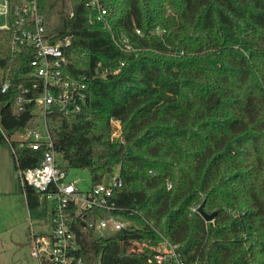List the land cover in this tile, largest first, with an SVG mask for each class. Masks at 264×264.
Instances as JSON below:
<instances>
[{
	"label": "trees",
	"instance_id": "1",
	"mask_svg": "<svg viewBox=\"0 0 264 264\" xmlns=\"http://www.w3.org/2000/svg\"><path fill=\"white\" fill-rule=\"evenodd\" d=\"M101 1L99 21L85 0L41 4L53 39L72 38L65 74L87 84L79 111L47 112L61 166L87 169L91 185L119 169L112 199L132 221L102 236L95 211L74 215L85 264H156L151 246L164 239L186 264H264V0ZM13 35L0 30V70L11 79L0 125L10 139L39 123L35 102L17 103L36 92L22 93L32 53L15 54ZM12 147L16 170L44 157ZM22 190L30 215L45 216L35 187Z\"/></svg>",
	"mask_w": 264,
	"mask_h": 264
},
{
	"label": "built area",
	"instance_id": "2",
	"mask_svg": "<svg viewBox=\"0 0 264 264\" xmlns=\"http://www.w3.org/2000/svg\"><path fill=\"white\" fill-rule=\"evenodd\" d=\"M92 8V20H104L107 9L101 0H85ZM42 0H0V30H14L12 50L15 54L23 51L32 53L29 59L30 70L24 75L32 79V84L22 89L24 95L35 91V96H19L20 107L24 102H35L39 109L37 127L17 133L12 139L29 148L44 150V157L39 165L26 169L19 168L21 185L35 187L44 205L46 215L39 218V229L31 223L32 255L40 264H85L79 254L80 244L73 229V218L80 213L96 212L95 231L102 236L122 232L132 221L116 212L114 192L122 187L123 180L119 169L104 180L81 189L76 181L69 177V172L61 166L58 152L47 125V112L57 106L66 112L79 111L86 103L87 84L66 75L67 64L65 49L71 45V36L54 40L41 10ZM140 33V30H137ZM124 48L131 45L126 41ZM11 85L8 70H0V91L6 92ZM2 102L0 101V110ZM114 126L113 136L121 135L120 122L111 117ZM0 130L12 147L10 139L2 126ZM14 152V149L12 147ZM16 155V153H15ZM99 211L102 213L100 214ZM129 229V228H128ZM135 244V245H134ZM132 250L149 246L148 243L134 242ZM152 260L156 264H186L178 245L167 239L151 246Z\"/></svg>",
	"mask_w": 264,
	"mask_h": 264
},
{
	"label": "rangeland",
	"instance_id": "3",
	"mask_svg": "<svg viewBox=\"0 0 264 264\" xmlns=\"http://www.w3.org/2000/svg\"><path fill=\"white\" fill-rule=\"evenodd\" d=\"M60 160L61 156H57ZM69 177L81 189L91 186L90 172L85 168H69ZM19 171L15 169V158L10 143L0 144V255L3 264H39L32 257L30 247H24L27 224L39 229L36 215L31 216L22 199ZM23 221L22 223H20ZM25 224V225H24ZM20 233V236L15 235ZM16 239L15 242L12 241Z\"/></svg>",
	"mask_w": 264,
	"mask_h": 264
},
{
	"label": "crops",
	"instance_id": "4",
	"mask_svg": "<svg viewBox=\"0 0 264 264\" xmlns=\"http://www.w3.org/2000/svg\"><path fill=\"white\" fill-rule=\"evenodd\" d=\"M16 169V168H15ZM21 188H22V185H21ZM22 199H23V201H24V203H25V206H26V209H27V211H28V214H29V219L31 218V215H30V212H29V208H28V205H27V201H26V196H25V194H24V192H23V190H22ZM31 220V219H30ZM23 221H21L20 223H22ZM25 225V224H24ZM26 229V236L24 235L23 236V239L25 240V237L27 238L26 240L27 241H25V243L23 244L24 245V247H30V251H32V247H31V223L28 225L27 224V228H25ZM15 235H18V237L20 236V233H17V234H15ZM12 241L13 242H15L16 241V239H13L12 238ZM31 255H32V253H31ZM32 257H34L33 255H32ZM35 258V257H34ZM35 259H37V258H35ZM38 260V259H37ZM38 262H39V260H38ZM0 264H3L2 263V258H1V255H0ZM40 264V263H39Z\"/></svg>",
	"mask_w": 264,
	"mask_h": 264
},
{
	"label": "water",
	"instance_id": "5",
	"mask_svg": "<svg viewBox=\"0 0 264 264\" xmlns=\"http://www.w3.org/2000/svg\"><path fill=\"white\" fill-rule=\"evenodd\" d=\"M199 211L203 214V216L205 217L206 221H212L216 215V212H212V213H207L204 211L203 209V205L199 206ZM123 232H128L129 229L128 228H124L122 230Z\"/></svg>",
	"mask_w": 264,
	"mask_h": 264
}]
</instances>
